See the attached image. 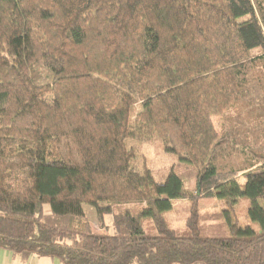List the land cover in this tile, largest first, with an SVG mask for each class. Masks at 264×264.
I'll return each instance as SVG.
<instances>
[{
	"label": "trees",
	"instance_id": "trees-1",
	"mask_svg": "<svg viewBox=\"0 0 264 264\" xmlns=\"http://www.w3.org/2000/svg\"><path fill=\"white\" fill-rule=\"evenodd\" d=\"M154 140L192 169L193 192L174 166L157 182L135 163L127 141ZM197 199L224 205L218 224L199 222ZM239 199L259 233L232 219ZM174 200L192 204L186 237L164 221ZM0 249L264 264V0H0Z\"/></svg>",
	"mask_w": 264,
	"mask_h": 264
},
{
	"label": "rangeland",
	"instance_id": "rangeland-1",
	"mask_svg": "<svg viewBox=\"0 0 264 264\" xmlns=\"http://www.w3.org/2000/svg\"><path fill=\"white\" fill-rule=\"evenodd\" d=\"M260 52L253 51V55H258ZM232 112V111H231ZM234 113V112H232ZM227 117V116H226ZM214 127L222 139L224 133L228 130V120L225 117H214L212 119ZM127 147L132 148L136 152L137 159L135 163L141 165V160H144L146 168L152 171L153 178L158 182L161 181L164 175L174 166L178 174L184 177L185 188L187 192H193L195 190V178L191 168L177 165L176 157L172 154H168L163 150V144L160 140H154L150 143L139 144L131 141H127ZM238 184L240 188L245 185L244 178H238ZM197 213L200 223L205 225L218 224L217 214L224 208V205L217 202L215 199H197ZM99 208H110L109 204H100ZM122 209L113 208V212H105L103 214V221L105 226H109L111 223L112 215L122 213L129 207L123 205ZM250 207V202L246 199H239L235 210L232 214V219L240 226H249L256 233H259V226L249 220L247 212ZM83 210L90 221L93 228L97 227V210L92 206L84 205ZM192 210V204L189 200H174L172 201V210L164 214V221L166 226L175 231L178 236L186 237L189 235V230L186 227L187 218L189 219ZM142 228L146 235L154 236L156 229L151 219H142ZM111 231V229H109Z\"/></svg>",
	"mask_w": 264,
	"mask_h": 264
},
{
	"label": "crops",
	"instance_id": "crops-1",
	"mask_svg": "<svg viewBox=\"0 0 264 264\" xmlns=\"http://www.w3.org/2000/svg\"><path fill=\"white\" fill-rule=\"evenodd\" d=\"M94 229L98 232H101L100 230L97 229V227H95ZM109 229L111 228L110 227L108 228V232L112 233V230L109 231ZM0 264H62V263H60V261H58L57 259H51L47 257H31L27 260H22L17 255H14L7 250L0 249Z\"/></svg>",
	"mask_w": 264,
	"mask_h": 264
}]
</instances>
